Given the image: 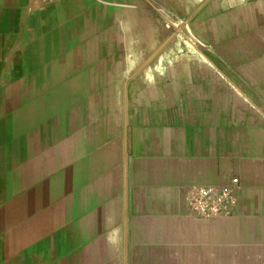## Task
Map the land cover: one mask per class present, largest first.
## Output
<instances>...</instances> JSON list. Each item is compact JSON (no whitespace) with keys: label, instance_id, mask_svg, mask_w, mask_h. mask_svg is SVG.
Here are the masks:
<instances>
[{"label":"crops","instance_id":"1","mask_svg":"<svg viewBox=\"0 0 264 264\" xmlns=\"http://www.w3.org/2000/svg\"><path fill=\"white\" fill-rule=\"evenodd\" d=\"M182 1L183 41L137 32L116 63L112 49L99 63L125 68L135 85L121 109L130 130L119 188L108 177L103 192H80L60 170L63 152L36 158L39 169L23 168L27 206L14 221L0 207L4 264H264V0ZM233 177L234 215L190 210L193 188Z\"/></svg>","mask_w":264,"mask_h":264},{"label":"rangeland","instance_id":"2","mask_svg":"<svg viewBox=\"0 0 264 264\" xmlns=\"http://www.w3.org/2000/svg\"><path fill=\"white\" fill-rule=\"evenodd\" d=\"M3 5L0 207L6 211L4 219L14 221L12 216L27 206L26 199L29 203L23 168L36 163L39 169L40 156L51 164L63 152L60 170L80 192L93 184L103 192L108 177L119 188L125 166L120 160L129 154L130 130L122 124L121 109L127 105L124 95L135 85L124 81L125 68L98 67L104 50H113L116 63L120 48H131L137 32L143 31L153 43L162 41L159 34L164 38L175 31L183 41V33L191 28V8L182 0H3ZM224 58L231 59L227 53ZM128 102L134 109L135 99ZM75 157H79L76 172L71 167ZM5 230L0 228V236Z\"/></svg>","mask_w":264,"mask_h":264},{"label":"built area","instance_id":"3","mask_svg":"<svg viewBox=\"0 0 264 264\" xmlns=\"http://www.w3.org/2000/svg\"><path fill=\"white\" fill-rule=\"evenodd\" d=\"M238 184V178L233 177L224 185L195 187L189 194L188 206L193 213L205 219L230 217L237 208Z\"/></svg>","mask_w":264,"mask_h":264}]
</instances>
